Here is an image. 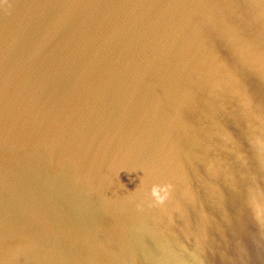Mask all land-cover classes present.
Wrapping results in <instances>:
<instances>
[{
    "label": "water",
    "instance_id": "95a60500",
    "mask_svg": "<svg viewBox=\"0 0 264 264\" xmlns=\"http://www.w3.org/2000/svg\"><path fill=\"white\" fill-rule=\"evenodd\" d=\"M0 264H264V0H0Z\"/></svg>",
    "mask_w": 264,
    "mask_h": 264
}]
</instances>
